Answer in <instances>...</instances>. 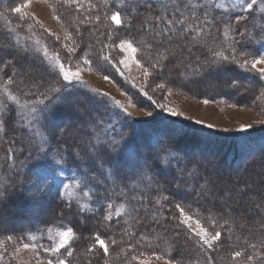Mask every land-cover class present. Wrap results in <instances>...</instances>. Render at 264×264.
Returning <instances> with one entry per match:
<instances>
[{
    "label": "snow or ice",
    "instance_id": "obj_1",
    "mask_svg": "<svg viewBox=\"0 0 264 264\" xmlns=\"http://www.w3.org/2000/svg\"><path fill=\"white\" fill-rule=\"evenodd\" d=\"M58 2L63 36L33 0H0V234L16 231L10 216L53 220L39 237L4 235L16 246L0 264L6 253L22 264V250L35 264H264V140L246 141L236 165L198 139L181 143L184 112L169 103L174 89L219 88L229 107L251 100L264 116V0ZM94 70L139 98L92 88L83 74ZM257 125L222 131L249 137Z\"/></svg>",
    "mask_w": 264,
    "mask_h": 264
},
{
    "label": "rangeland",
    "instance_id": "obj_2",
    "mask_svg": "<svg viewBox=\"0 0 264 264\" xmlns=\"http://www.w3.org/2000/svg\"><path fill=\"white\" fill-rule=\"evenodd\" d=\"M51 5L52 7H49ZM53 7H58L59 12L56 15H59L61 19L54 18V13L52 11ZM37 17L42 21L45 28L49 29L52 32H56L57 34L63 36L65 31V21L68 19L66 9L59 6L58 0H33L32 9ZM15 22V21H14ZM41 37H44L45 39H42L44 42H47L51 44V41L46 40V34L39 33ZM84 79L87 81L88 85H90L92 88L100 89L101 91L108 92L111 96H114L116 99L121 100L123 103L127 105L128 96H131L128 94L122 95V92H127L126 88L127 86L121 82L120 86L112 77L113 82H108L103 79V76L105 74H102L98 71H92V72H85ZM132 76H136L137 73L135 69H133ZM124 80V79H123ZM125 81V80H124ZM131 83V82H130ZM138 83H142V81H138ZM204 88V87H201ZM210 91H213L212 88H207ZM254 99V97H253ZM204 99L196 98L192 95H190L188 92L183 91L181 89L173 90V94L169 98V103L171 106L178 108L180 111L184 112V117H180L188 124H194L206 129H209L206 127L207 124H214L216 127L211 128L215 129L221 132L224 128H238L240 124H249L253 123L256 120L264 119V116H261L260 107L252 106L251 100L247 104H237L236 107H229V104L235 103V101H226L225 103H220L218 101H211L208 104L203 103ZM244 102V101H243ZM247 102V101H245ZM261 106H264V102H259ZM130 111L134 112V115L137 114V109L129 108ZM188 117H191V119H187ZM139 118V117H138ZM146 119V118H145ZM197 120H202L205 123L204 124H197ZM260 127L259 125L256 126ZM251 131V129L247 130ZM232 134H238L237 132H228ZM25 208V207H24ZM31 216H42L39 214L31 215ZM12 216L9 217L10 225L13 228H17L22 224L23 221H19L18 219H12ZM12 234V233H5L0 234V252L4 251L5 248H7L8 252H12L13 248L16 246L12 243H8L7 241H4V235ZM17 236L16 234H12ZM37 237L40 236L39 232L38 234H35ZM27 242V241H25ZM38 242V241H37ZM39 243V242H38ZM234 250H239L238 247ZM116 253L113 252V257L115 258ZM9 260V257L7 256V253L5 254V264H7ZM17 260H20L22 264H35L34 260L30 259V252L22 250L17 255ZM12 264H16L15 261H12ZM115 264H119V262H115ZM155 264V262H154Z\"/></svg>",
    "mask_w": 264,
    "mask_h": 264
},
{
    "label": "trees",
    "instance_id": "obj_3",
    "mask_svg": "<svg viewBox=\"0 0 264 264\" xmlns=\"http://www.w3.org/2000/svg\"><path fill=\"white\" fill-rule=\"evenodd\" d=\"M18 2V0H17ZM93 2H97V0H93ZM13 24L15 22L13 21ZM4 28V21L0 20V30H3ZM25 31H22L20 33V36L23 39L25 38ZM3 40V37H0V41ZM42 42H44L42 40ZM114 71V70H113ZM101 73V72H100ZM102 74L105 75H111L109 72H103ZM112 78L120 85L121 82L127 86L126 90L127 93L133 96L134 99H138L139 97L136 96L137 90L132 87V84L130 82H126L123 80L122 77H120L118 74L112 76ZM183 91L188 92L190 95L196 97V98H201V99H206L209 98L211 101H218L221 99H224L226 101H235L232 97L229 96H220L218 93L221 91H226L222 89H214L213 91L208 90L207 88H200L198 90H192L189 91L188 89H181ZM247 102H241V104H247L250 100H246ZM21 103H23V97L21 98ZM16 107L15 105H13ZM167 115V114H165ZM177 127L182 129L184 133L187 134L184 140L181 141V143H187L191 144L193 139H198L202 142L201 146L205 147L207 150L213 152V153H218L221 155L224 159H227L229 162L234 163L236 165H242L243 160L245 158V152L242 149V145L247 141L249 146L251 148H258L260 141L264 140V126L257 127L255 131L251 130L249 131L251 135L249 137H243L241 136L240 133L238 134H232L228 132H221L215 129H206L194 124H188L183 119L178 118V123ZM18 135L19 133H15ZM4 149L8 147V145L3 146ZM5 155L4 151H0V157H3ZM20 159H23V157H20ZM66 171V176L70 177L72 175V168L71 166L65 170ZM8 179V173L6 169H0V180H5ZM20 208H27V202L20 203ZM12 219H18L19 221H23L20 226H18L15 232H11L12 234L19 235V229L24 228V229H30L33 234H38L39 231L37 229H43L46 228L48 225L53 224V220L50 219L47 216H31V214L28 215H15L11 217ZM72 219L71 216H67L65 218V223H67V220ZM134 230V229H133ZM118 231V229H117ZM40 234V233H39ZM87 235V233H85ZM237 235L240 236L239 243L237 244L236 239L234 237L233 243L236 245L235 248L240 246H243L244 244V236L241 235L240 233H237ZM39 243H44L45 241L43 240H38ZM255 242L254 240H250L249 243ZM76 245H74V248ZM234 248V249H235ZM233 249V250H234ZM223 255V254H222ZM117 262V261H116Z\"/></svg>",
    "mask_w": 264,
    "mask_h": 264
}]
</instances>
